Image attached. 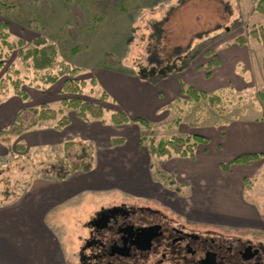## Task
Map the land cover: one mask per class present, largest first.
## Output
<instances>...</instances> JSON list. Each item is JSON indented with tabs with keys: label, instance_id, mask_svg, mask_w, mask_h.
<instances>
[{
	"label": "crops",
	"instance_id": "obj_1",
	"mask_svg": "<svg viewBox=\"0 0 264 264\" xmlns=\"http://www.w3.org/2000/svg\"><path fill=\"white\" fill-rule=\"evenodd\" d=\"M216 51L221 64L212 70L211 75L203 68L209 58L199 63L177 66L175 70L157 78L104 70L105 74L95 79L100 94L102 91L108 94L104 102L113 107L109 115L105 114V120L84 119L75 110H66L70 122L62 129L57 128L56 122L50 120L21 135H14L2 131L15 122L18 114L27 108L26 102L32 96L28 94L25 98L11 94L1 100L0 173L5 171V165L9 167L11 156H32L37 148H64L68 141L88 143L92 148L95 146L96 152L91 170L72 172L65 177H61L62 174L48 173L34 177V174V180L30 184L17 189L18 192L8 193L9 200L0 201V264H65V256L71 250L50 229L48 223L54 211L77 204L80 196L86 192L108 195L118 191L122 196L128 197H141L146 192L153 193L152 197L157 198L162 195L175 203L189 205L199 215L220 217L222 222L226 221L231 225L260 218L262 208L247 201L245 192L247 180L261 178L263 173L264 118H236L227 125L219 126L214 133L197 132L196 129L193 131L189 126L183 125L182 129L188 130L185 134H201L209 137V140L213 137V142L199 144L194 160L175 156L166 162L162 161L166 159L161 158L159 171L175 176L184 186L183 189L189 186L191 193L181 196L170 191L166 183L153 177L151 165L160 158L151 156L147 144L141 140L144 128L134 120L141 116L153 119L154 113L164 111L162 118L151 121L153 125L148 131L155 134L156 126L163 124L162 119L169 115L176 118L175 111L169 106L182 96L183 84L206 93L226 88H232L238 94L246 91L252 82L251 59L255 56L259 62L258 52L253 50L252 56L246 45L236 42L221 46ZM263 56L264 52L262 67ZM242 64L245 70H249L248 78L238 73ZM61 89L60 86L57 93L53 90L49 96H45L57 98ZM40 97L42 99V95ZM37 101L35 102L38 103ZM117 111H125L131 121L120 125L112 123L111 115ZM21 147L25 150H21ZM73 148L79 149L78 145L71 149ZM244 153L263 155L251 163L232 164L229 170L221 167L222 163ZM139 155L145 161L144 187L132 184L135 180L134 164ZM127 165L128 172H125ZM118 166L125 173L116 175L114 170ZM255 185L254 183L250 188L252 194L255 192ZM4 193L6 191L0 195H5Z\"/></svg>",
	"mask_w": 264,
	"mask_h": 264
},
{
	"label": "rangeland",
	"instance_id": "obj_2",
	"mask_svg": "<svg viewBox=\"0 0 264 264\" xmlns=\"http://www.w3.org/2000/svg\"><path fill=\"white\" fill-rule=\"evenodd\" d=\"M0 1L5 3V6L0 10V17L8 22L12 40L22 39L25 43L31 44L34 38L42 35L49 42L56 43L59 61H66L79 67L80 73L76 76L87 82L80 97L101 104L105 107L108 115L113 110L112 105L104 102V98L101 100L102 94L98 90L99 87L91 83L92 78L103 76L104 70L130 72L151 77L150 71L157 72L154 65L175 63L178 67L185 66L184 62L187 59L185 52L188 51H191L190 54H192L188 64L199 63L206 60V50H216L221 46L236 42L235 39L238 36L248 35L251 26L264 24V15L254 10L256 4L254 0ZM158 23H162L159 32L155 29ZM76 46L80 49L75 54L72 49ZM246 48L252 56H254L253 50H256L260 61L257 62L255 56L251 59L252 82L249 88L241 93L246 97L241 106L237 105L225 115H218L208 109L207 116L198 125L191 124V115L180 124L174 123L175 116L169 115L166 119L163 117V124H158L154 131L156 136L169 138L174 134L185 135V131L188 130L182 129L183 125L189 126L193 131L196 129L197 132L214 133L219 126L227 125L236 118L262 120L264 118V75L262 76L264 68L261 66V58L264 46L249 36ZM156 56L157 59H154ZM246 62L249 63V61ZM17 68L22 71L20 77L29 75L25 81L23 80L26 83L24 88L32 96L26 102L27 108L35 105L39 107L43 104L59 108L62 98L77 96L72 93H64L61 89V94L57 98L55 96L46 97L45 95L49 96L53 90L57 93L58 87L63 88L65 80L70 76H61L54 83L38 86L41 82L36 80L33 70L27 71L17 50L12 51L0 67V83H8L9 79H16L18 76L13 71ZM53 70L57 72L58 67ZM238 73L245 78L249 76V70H245L243 64L239 67ZM28 87L31 89L29 90ZM102 93L104 92L102 91ZM40 95H42V99ZM4 96H8V94ZM199 103L205 104L206 100L202 99L196 105ZM164 115V111H161V113H154L153 119L141 117L151 123ZM151 125L153 124L151 123ZM148 129L144 127V131L149 135H154ZM210 141L213 142V137ZM86 149L87 153L92 152L95 156V146L94 148L86 147ZM21 150L24 151V147H21ZM83 151L82 148L70 150L63 147L37 148L32 152V156L24 154L11 156L9 167L5 165V171L0 173V194L6 191L5 195H0V201L9 200L8 193L18 192L17 189L30 184L34 180H32L34 174V177H40V174L45 173L50 175L66 173L71 168V161L77 160L74 156L78 153L82 154ZM155 159L158 158L155 157ZM161 160L160 158L159 161L156 160L151 165L153 177L166 183L168 189L175 192L176 195L190 194L189 186L187 189H183L184 186L178 182L175 176L162 170L159 171ZM167 160L162 161L167 162ZM144 164V159L139 155L134 164L135 180L132 182L134 186L144 187L146 185ZM128 167L129 165L126 166V169ZM114 172L118 175L128 172V169L121 172V168L118 166ZM254 183L256 184L255 189L253 188L255 192L252 194L250 188L254 186ZM130 198L122 196L118 191L108 195L86 192L80 196L77 204L54 211L48 225L65 245H68L76 239L88 236L86 224L97 211L112 203L122 201L129 203L132 200ZM245 198L256 204L258 208H262L260 218L239 222L237 225L227 224L226 221L222 222V218L207 216V214L203 218L212 219L214 227H218L226 233H239L251 239H264V221H261L264 219V163L261 178L248 181Z\"/></svg>",
	"mask_w": 264,
	"mask_h": 264
},
{
	"label": "trees",
	"instance_id": "obj_3",
	"mask_svg": "<svg viewBox=\"0 0 264 264\" xmlns=\"http://www.w3.org/2000/svg\"><path fill=\"white\" fill-rule=\"evenodd\" d=\"M256 4L254 10L260 14L264 15V0H254ZM5 6V3L0 1V10ZM162 23H158L155 29L159 32ZM9 24L4 19L0 17V67L4 64L5 59L9 54L17 50L20 59L23 61L27 71L33 70L36 75V80H39L38 86H45L47 84L54 83L61 76H70L66 79L62 92L72 93L77 96L71 98H62L59 104V108H54L51 105L43 104L37 107H28L22 110L15 122L4 129L2 132L11 133L14 135H21L22 133L30 130L44 121L53 120L55 121V126L59 129L64 128L70 122L67 110H75L77 114L84 119H103L105 120L106 109L101 104L88 101L80 97L83 93L84 88L87 85L85 80L78 78L76 75L80 73V68L71 65L66 61H59L58 59V48L57 44L54 42H49L46 37L40 35L34 38L31 44L25 43L24 40L14 41L11 38V33L9 32ZM252 36L258 42L264 46V24L253 25L246 36H238L235 41L239 45H246L248 43V37ZM79 47L76 46L72 49L75 54L79 51ZM191 51L185 52L187 56L185 65L188 64L192 58ZM205 55L209 58L208 62L203 66L206 69L208 75H211L212 70L220 66L221 61L216 50H206ZM157 59V56L154 57ZM160 64V63H159ZM175 63H165L160 66H155L157 72L153 73L150 70L151 77L157 78L165 76L167 73L176 69ZM58 67V71L55 72L53 69ZM263 67H264V56H263ZM163 69V71H161ZM173 69V70H171ZM16 79H9L8 83H0V101L6 98V94H16L21 97H28L27 90L24 88L26 83V78L29 75H25L23 78L20 77L21 69H15L13 71ZM76 76V77H75ZM34 78V79H35ZM33 79V80H34ZM31 82V81H30ZM91 83L97 85L96 79L92 78ZM101 95V100L108 97V94L103 91ZM263 96V93H261ZM202 99L206 100V103H199ZM246 99L245 95L236 93L232 88H226L223 90L215 91L212 93H206L203 91H198L192 86L183 84L182 96L174 103H172L169 108L175 111L176 118L174 120L175 124L181 123L186 117L192 116L191 124L198 125L203 118L207 116V110L211 109L218 115H225L231 112L237 105L241 106L242 101ZM111 122L114 124H124L131 121V118L125 111H117L111 115ZM141 126L150 128L151 123L142 117L134 119ZM142 142L147 144L149 153L153 157L170 159L175 156L184 157L194 160L197 155V149L199 144H208L210 142L209 138L201 134H185L179 135L174 134L169 138H159L155 134L149 135L144 131L142 137ZM79 149L84 151L77 158V160H72L71 168L62 174L61 177L67 176L69 173L76 171H89L94 166V155L92 152H86V147H92L88 143H75L68 141L65 143L64 148L70 150L73 146H77ZM263 154L261 153H244L234 158L233 160L222 163L221 167L224 170H229L232 164L235 163H251L253 161L259 160ZM167 175V174H166ZM247 180V184H248Z\"/></svg>",
	"mask_w": 264,
	"mask_h": 264
},
{
	"label": "flooded vegetation",
	"instance_id": "obj_4",
	"mask_svg": "<svg viewBox=\"0 0 264 264\" xmlns=\"http://www.w3.org/2000/svg\"><path fill=\"white\" fill-rule=\"evenodd\" d=\"M152 194L97 211L88 236L68 244L65 264H264V239L226 233L189 205Z\"/></svg>",
	"mask_w": 264,
	"mask_h": 264
}]
</instances>
